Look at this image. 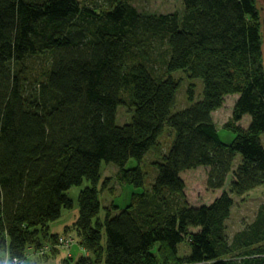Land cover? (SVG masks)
Here are the masks:
<instances>
[{
    "label": "trees",
    "instance_id": "16d2710c",
    "mask_svg": "<svg viewBox=\"0 0 264 264\" xmlns=\"http://www.w3.org/2000/svg\"><path fill=\"white\" fill-rule=\"evenodd\" d=\"M245 1L0 0V264L56 254L66 231L90 256L64 264H264V202L228 227L264 186L263 40ZM230 94L226 142L213 113ZM107 166L133 185L123 207L101 197ZM199 166L222 190L197 205L182 173Z\"/></svg>",
    "mask_w": 264,
    "mask_h": 264
},
{
    "label": "rangeland",
    "instance_id": "374dc122",
    "mask_svg": "<svg viewBox=\"0 0 264 264\" xmlns=\"http://www.w3.org/2000/svg\"><path fill=\"white\" fill-rule=\"evenodd\" d=\"M78 1H86V0H78ZM132 2L137 5L140 9H148L150 11H159L165 12L169 10H175L181 8V0H132ZM246 7L251 16V25L250 31L253 36L257 34H261L260 38L263 40V61H264V0H246ZM259 17V18H258ZM257 18L260 22L257 23ZM200 86L202 87V81L200 80ZM199 90V89H198ZM201 91V90H200ZM238 94H230L226 97V101L224 105L214 111L213 119L219 128L220 136L223 141L230 142L234 139L235 134L234 132L225 129V123L232 117L233 106L235 103V99L237 98ZM180 102L185 104L183 101L182 94L180 95ZM120 121H126L130 114L128 113L126 107H121L119 110ZM250 122V116L245 115L244 118L240 121V123L247 127ZM264 141V135L262 137ZM166 138L164 137L163 147L167 145L165 142ZM166 144V145H165ZM151 153V157H152ZM154 157V156H153ZM151 161V159H150ZM207 170L208 167L206 166H199L195 169L186 170L182 173V177L186 182V195L187 200L192 204H201V203H208L214 199L216 195H218L222 189L216 190L211 189L207 186ZM118 174V175H117ZM116 177H119V173L116 168L112 166H107L104 168V175L102 171V177H105L108 182L113 185L111 188L114 193L110 191H103L102 192V199L106 201L107 199L115 198L117 203L123 207L127 205L132 198V192L134 190L133 185L130 183H125L119 181ZM117 179V180H116ZM125 190V193H120L122 190ZM80 187L74 186L70 191V195L73 196L75 202L77 201L78 193ZM109 194V195H108ZM264 202V186H259L254 188L253 190L246 193L244 196L236 197L235 205L232 210V214L230 219L228 220V227L230 233L235 232L239 228L242 227L245 221H249L252 219L257 207ZM75 216V208L67 209L64 211L63 216L61 219L53 222L52 228H56L57 225H62L63 222H70L72 217ZM69 225L66 223V226ZM63 228V227H62ZM65 228V227H64ZM64 232V231H63ZM231 233V234H232ZM64 241L62 242V248L66 251L69 250L72 244H79V240L77 239L76 233L74 231H66L64 232ZM80 245V244H79ZM89 255L90 252L83 254ZM69 260L73 261V259L69 256ZM9 259V258H8ZM10 263L13 262L9 259ZM1 264H4L2 262ZM175 264V263H173Z\"/></svg>",
    "mask_w": 264,
    "mask_h": 264
},
{
    "label": "crops",
    "instance_id": "0c3cea01",
    "mask_svg": "<svg viewBox=\"0 0 264 264\" xmlns=\"http://www.w3.org/2000/svg\"><path fill=\"white\" fill-rule=\"evenodd\" d=\"M73 220L74 217H72V220H70V222H63L62 225H57L54 230L64 231L63 226L66 225V223L71 224ZM86 253H89V251H87L83 246L79 244H72L70 249L66 251L63 248H60V250L56 254L51 252L41 254L39 250L30 248L28 250L27 257L22 261L21 264H64L67 259H70L69 256L73 260H75L77 259V257H79V255ZM3 262L4 264H11L7 256L3 258Z\"/></svg>",
    "mask_w": 264,
    "mask_h": 264
},
{
    "label": "built area",
    "instance_id": "2783aa9c",
    "mask_svg": "<svg viewBox=\"0 0 264 264\" xmlns=\"http://www.w3.org/2000/svg\"><path fill=\"white\" fill-rule=\"evenodd\" d=\"M60 240H61V241H64V238H63V237H61V238H60Z\"/></svg>",
    "mask_w": 264,
    "mask_h": 264
}]
</instances>
